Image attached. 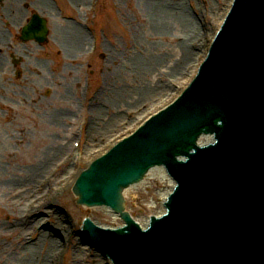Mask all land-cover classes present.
Masks as SVG:
<instances>
[{
    "label": "water",
    "instance_id": "obj_1",
    "mask_svg": "<svg viewBox=\"0 0 264 264\" xmlns=\"http://www.w3.org/2000/svg\"><path fill=\"white\" fill-rule=\"evenodd\" d=\"M22 34L44 40V22ZM157 166L176 186L144 231L124 208L141 228L162 213L173 183ZM73 193L78 206L124 221L116 230L83 222L114 264H264V0H235L191 84L95 159Z\"/></svg>",
    "mask_w": 264,
    "mask_h": 264
},
{
    "label": "rangeland",
    "instance_id": "obj_2",
    "mask_svg": "<svg viewBox=\"0 0 264 264\" xmlns=\"http://www.w3.org/2000/svg\"><path fill=\"white\" fill-rule=\"evenodd\" d=\"M146 1L94 0L91 7L89 0L79 8L72 0H47L50 15L43 16L22 1L21 22L10 24L11 21L5 19L2 23L3 36L7 39L0 42V54L5 58L0 69V182L3 179H20L25 186L13 190L0 183V243L2 247H10V254L14 249L18 253L23 246L32 245L36 238L29 235L30 229H26L28 240L17 247V241L7 237L15 238L17 235L5 233L3 228L10 221L7 213L14 204L23 218L35 219L38 228L41 220L46 221L47 227L43 229L40 226L41 230L49 233L52 217L57 214L67 223L70 235L74 234V244L66 241L49 257L51 250L47 253V264H72L75 254L76 264H111L92 246L82 245V236H77V232H81V222L85 218H92L102 227H117L122 225V221L106 209L78 206L77 197L71 191L73 179L89 162L171 102L188 84L231 2L180 0L188 11L193 9L196 12L194 17L200 34L189 36L177 26L164 31L153 28ZM157 1L166 6L177 2ZM2 9L3 4L0 3V12ZM32 15L46 21L47 41L42 44L20 39L21 29ZM214 25H218L216 29ZM62 26L85 32V47L75 58H69L66 50L58 46L56 32ZM92 36L98 37V49L93 55L89 53ZM189 42L194 51L184 63L179 58L183 54L184 43ZM153 61L160 64L154 63V69H148ZM178 67L180 75L177 76L178 72L168 74ZM106 83L109 84L108 92H104L102 97L107 94V99L111 100L124 95L126 100L134 102L131 107L121 105L102 109L105 111L101 114V130L118 111L121 114L116 120L119 128L100 133V139L93 144L94 139L91 138L96 129L92 127H97L95 115L99 112L95 107L99 103L97 98L101 99L98 93L105 91ZM154 83L165 84L167 89L151 95L147 90ZM147 96H151L148 101ZM77 139H81L79 149L73 147ZM89 143L93 145L86 153L85 147ZM61 144L67 146L63 153H59ZM64 159H67V164L63 168L58 167L56 172L53 169L55 163ZM44 163L50 164L39 175L37 183L29 187L33 191L25 193L27 178L35 176ZM44 176L49 179L45 189L52 190L45 196L49 199L46 202L42 200L46 190L39 182ZM20 193L24 198H18ZM76 242L82 250L80 253L72 251ZM31 264H41V261L35 260Z\"/></svg>",
    "mask_w": 264,
    "mask_h": 264
},
{
    "label": "bare ground",
    "instance_id": "obj_3",
    "mask_svg": "<svg viewBox=\"0 0 264 264\" xmlns=\"http://www.w3.org/2000/svg\"><path fill=\"white\" fill-rule=\"evenodd\" d=\"M22 1L24 3H28L33 10H37L41 15H50V8L48 7L47 0H35L30 4L29 0H0V3L3 4V9L0 12V42L3 40V38L6 40L3 36V31L1 29L2 23H4V20L11 21L9 22L10 24H16L21 22V15L23 13V8H22ZM88 0H72L73 4L75 6H78L79 8L86 5ZM230 0H228L229 2ZM146 6L149 9L150 14V19L153 22V28L157 29L158 31H164L168 28H173V27H178L181 31L185 32L186 35L192 36L195 33L200 34V29L198 24L196 23V18L190 11H188L184 5L181 3L180 0H177L175 3H171L169 6H166L164 3L159 2L157 0H148L146 1ZM29 7V8H30ZM70 25V24H69ZM213 26V25H212ZM218 26V25H217ZM214 25V29L217 28ZM63 27V26H62ZM85 32H81L80 30H77L75 28L70 27H63V28H58L56 32V40L58 43V46L61 47L62 49L64 48L66 52L69 55V58H75L77 55L84 49L85 47ZM197 35V36H198ZM185 44L184 43V48H183V54L179 58L180 60L188 61L192 55V44ZM3 54H0V69L3 68V60L5 59L2 57ZM154 63L156 65H159V61H153L152 66H148V69L153 70L154 69ZM175 66H178L176 64ZM173 71V70H172ZM172 71L168 74L174 75L175 72H180L179 67L177 70H175L173 73ZM183 71V70H182ZM180 75L177 74V76ZM108 87L109 84H105V91L103 90L102 92L99 91L98 95L101 94V99H98V104L95 107L97 114L95 115V119L97 120V127L93 125V129L95 128L96 130L92 134V140L93 144H95L96 141H98L99 134L100 133H107V130L109 129H115L118 127V124L116 123V120L118 119V116H120V112H116L114 116H111L109 120L106 121V125L101 130L102 128V123L103 120L101 118V114L103 113L102 109H109L113 108L116 106V108L121 107V105L126 106V107H131L132 102L134 101H129L126 100L124 95H118V99L112 98L111 100L107 99V94L103 96L104 92H108ZM147 88V87H146ZM152 89V90H151ZM167 89L165 84H160V83H154L151 86H148V93L153 95L157 94L163 90ZM131 93V92H129ZM119 94V93H118ZM97 95V96H98ZM99 97V96H98ZM151 97V96H150ZM149 96H147L146 100L148 101L150 99ZM130 98L134 100L133 94H130ZM139 99V98H138ZM137 99V100H138ZM135 100V102L137 101ZM111 106V107H110ZM108 107V108H107ZM68 116V114H67ZM94 123V120L91 121V125ZM119 128V127H118ZM101 131V132H100ZM98 132V133H97ZM98 134V135H97ZM102 136V135H101ZM67 139V138H66ZM92 143H89L85 147V152L88 153L91 150V147L93 145ZM61 150L59 153H63L64 150H66L67 146L64 144L60 145ZM57 157V156H56ZM50 163H44L43 166L36 172L37 174L35 176H31L30 178H27V183L26 187L28 189L25 191V193L29 194L32 189H29L33 184L37 183V179L39 178V175L45 171V169L48 167ZM90 164V162L88 163ZM47 172V171H46ZM74 176V175H72ZM76 175L73 179V182L75 181ZM40 182V181H39ZM38 182V183H39ZM2 186L8 185V187H12L13 190L16 189H21L25 187L22 184V181L20 179H9V180H2L1 182ZM67 184H65V187ZM61 187H64L62 185ZM64 187V188H65ZM63 188V189H64ZM62 190V189H61ZM23 193V194H25ZM27 194H25L27 196ZM60 194V193H59ZM58 194V195H59ZM56 195V196H58ZM18 198L22 196V194H18ZM24 198V196H22ZM20 209H18V206H14V204H11L10 209L8 211V215L10 218L9 222H6L3 225V228L5 229V233H11L12 235L17 233L16 237H9L13 241L16 242V246H23L24 243L28 240L26 237L27 230L29 231L30 229V235L31 237L34 236V242L32 245L29 246H23L21 248V254L20 252L16 253L15 249L12 254L9 253L10 247H2L0 243V264H31L33 261H41V264H47L46 262V256L48 255L47 253L51 250L49 253L48 257L56 252V248L62 246L66 241H68V244L72 245L75 242L74 239V234L73 236L70 235V231L67 227V223L65 220L62 218L60 215H55L52 217L53 223L51 224V229L50 232H45L43 230H40L35 224L36 220L35 219H25L22 217V213L20 214ZM60 214V213H58ZM42 221V220H41ZM40 221V223H41ZM28 227V228H27ZM27 229V230H26ZM26 232V233H25ZM75 233V232H74ZM82 236V235H81ZM24 242V243H23ZM23 243V245H22ZM53 249V251H52ZM73 252H82L81 248L79 247V244L76 242V244L72 247ZM74 253V254H75ZM86 253V252H85ZM76 257L77 255L75 254L72 264H76ZM39 258V260H37ZM98 264V263H96Z\"/></svg>",
    "mask_w": 264,
    "mask_h": 264
},
{
    "label": "flooded vegetation",
    "instance_id": "obj_4",
    "mask_svg": "<svg viewBox=\"0 0 264 264\" xmlns=\"http://www.w3.org/2000/svg\"><path fill=\"white\" fill-rule=\"evenodd\" d=\"M30 2V4L33 2V1H29ZM30 9V8H29ZM37 13H39V12H37ZM40 14V13H39ZM43 16V15H42ZM30 21V20H29ZM20 39L22 40V41H34V42H36L37 44H42V43H44V42H46L47 41V35H46V37H45V40H44V42H37L36 40H23L22 39V36H21V33H20Z\"/></svg>",
    "mask_w": 264,
    "mask_h": 264
}]
</instances>
